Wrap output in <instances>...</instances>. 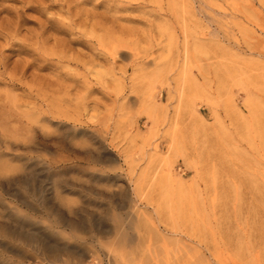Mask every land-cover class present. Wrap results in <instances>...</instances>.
<instances>
[{"label":"rangeland","instance_id":"obj_1","mask_svg":"<svg viewBox=\"0 0 264 264\" xmlns=\"http://www.w3.org/2000/svg\"><path fill=\"white\" fill-rule=\"evenodd\" d=\"M174 255L264 264V0H0V264Z\"/></svg>","mask_w":264,"mask_h":264},{"label":"bare ground","instance_id":"obj_2","mask_svg":"<svg viewBox=\"0 0 264 264\" xmlns=\"http://www.w3.org/2000/svg\"><path fill=\"white\" fill-rule=\"evenodd\" d=\"M114 50H115V48H114ZM119 51V50H118ZM110 54V53H109ZM111 55V54H110ZM113 58V57H112ZM189 203V202H188ZM189 205H191V204H189ZM190 207V206H189ZM159 218V217H158ZM189 218H190V216H189ZM192 218V217H191ZM186 220V219H185ZM120 221V220H119ZM119 221H117V225H116V227L118 228V235H119V237H121V240H122V238L123 237H125L124 235V232L123 231H121V223L119 222ZM189 222V221H188ZM194 223V222H193ZM192 224V223H191ZM196 224H194V226H195ZM196 227V226H195ZM174 228V227H173ZM192 228V227H191ZM190 228V229H191ZM120 229V230H119ZM174 230V229H173ZM192 230V229H191ZM176 231V230H175ZM148 232V231H147ZM170 232V231H169ZM177 232V231H176ZM151 235V234H150ZM185 236V235H184ZM189 236V235H188ZM164 240H166V239H164ZM165 243L167 242V245H168V241H164ZM155 243V242H154ZM182 246H185L184 244L182 245ZM163 249H164V252H165V255H166V258H167V254H169V253H167V249H166V245H164V243H162V246H161ZM177 247V246H176ZM204 247V246H203ZM184 248V247H183ZM185 248H186V246H185ZM178 249V248H177ZM156 250V246L155 245H153V238L152 237H150L148 240H147V245L145 246V250L144 251H147L148 253L149 252H154ZM184 250V249H183ZM107 254L111 257L110 259H112V260H114V261H116V259H117V256L115 255V254H111L110 253V249L109 248H107ZM171 251V250H170ZM173 251V250H172ZM171 251V252H172ZM169 252V251H168ZM176 252V251H175ZM179 252H181L182 253V251L180 250ZM178 252H176V254H177ZM175 254V255H176ZM184 254V256H185V253H183ZM175 255H174V258L172 259V262H168L167 263V260H166V264H176V262H177V260L179 259H177L176 257H175ZM179 255V254H178ZM169 256H171L170 254H169ZM177 256V255H176ZM188 256H189V254H188ZM177 257H179V256H177ZM180 258H182V257H180ZM187 258V257H186ZM120 259V258H119ZM158 259V258H157ZM157 259H152L153 261H154V264H160V261L159 260H157ZM164 259H165V257H164ZM170 259V258H169ZM170 259V260H171ZM196 259V258H195ZM181 260V259H180ZM185 260V259H184ZM169 261V260H168ZM137 262H138V264H141L140 263V260H137ZM185 262V261H184ZM184 262H182V264H184ZM188 262V261H187ZM186 262V263H187ZM196 262V261H195ZM118 264H123L122 263V261H118ZM151 264H153V263H151ZM161 264H164L163 262H161ZM187 264H190V263H187ZM192 264V263H191Z\"/></svg>","mask_w":264,"mask_h":264}]
</instances>
